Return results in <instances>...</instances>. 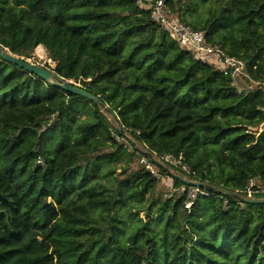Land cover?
I'll return each mask as SVG.
<instances>
[{
    "label": "trees",
    "instance_id": "1",
    "mask_svg": "<svg viewBox=\"0 0 264 264\" xmlns=\"http://www.w3.org/2000/svg\"><path fill=\"white\" fill-rule=\"evenodd\" d=\"M165 2L263 77L264 0ZM39 45L126 135L99 104L0 57V264H264V204L224 194L264 189V84L239 90L136 0H0V47L29 57ZM137 144L182 155L184 176L223 192L189 208L181 192L160 199L144 164L105 183L119 158L148 156ZM121 205L135 217L127 236Z\"/></svg>",
    "mask_w": 264,
    "mask_h": 264
},
{
    "label": "built area",
    "instance_id": "2",
    "mask_svg": "<svg viewBox=\"0 0 264 264\" xmlns=\"http://www.w3.org/2000/svg\"><path fill=\"white\" fill-rule=\"evenodd\" d=\"M136 1L140 8L149 11L151 17L157 21L163 29L168 30L182 47L189 50L194 59L219 69L223 75L231 78L232 85L239 90L242 89L239 82L243 79L250 80L254 85L264 84V69L262 70L263 77L259 80H253L248 72L247 62L243 57L229 55L219 44L208 42L205 33L202 30L195 29L186 22L177 19L172 14L170 7L166 4L165 0ZM41 46L42 45L39 47ZM53 72L55 73L54 69ZM72 82L79 85L75 81ZM145 148L147 149V152H149L148 147L145 146ZM157 159L164 164H170L172 167L177 168L188 175L193 173L192 169L185 163L182 155L175 157L171 154H166ZM141 163L144 164L146 169L157 179L162 177V174L155 167L154 162L150 157L143 155L141 157ZM245 190L248 197H257L256 194L264 192V189L254 186L253 180L249 181ZM178 191L182 194H186L185 207L187 208L195 202L200 194H208L205 188L194 185H181Z\"/></svg>",
    "mask_w": 264,
    "mask_h": 264
},
{
    "label": "rangeland",
    "instance_id": "3",
    "mask_svg": "<svg viewBox=\"0 0 264 264\" xmlns=\"http://www.w3.org/2000/svg\"><path fill=\"white\" fill-rule=\"evenodd\" d=\"M39 46H37L35 48L34 52H32L29 57H26L24 55H21V56H23L26 60L30 61L31 63L38 65V66H41V67L53 72V69L55 67V62L51 58H49V55H48L47 51L45 50V47H43V46L42 47L44 49L45 55H42V57L40 55H38L37 49ZM56 80H57L56 77H52L49 81L55 82ZM70 81H74V80L70 79ZM78 84L80 86H82L80 83H78ZM104 111L107 114V118L109 120V123L112 125V127L115 128L117 125V122L115 121L114 117H112V115L109 112H107L106 110H104ZM79 116L84 118V117H86V113L80 112ZM126 144H128V143L126 142ZM137 148L140 152H141V150L143 151V153L147 152V149L145 148V146H141V145L137 144ZM129 149L131 150L130 147H129ZM141 157L142 156H140L139 158L134 157L133 162H131V163L128 162L127 156H123V157L119 158L117 161L113 162V167L115 168L114 173H110L109 175H107V177L103 178L102 180L105 183H107L108 185H111V187H114L115 183H117L119 181V179L123 178L124 175H126V174H123V170L125 167H129V169L127 170L128 173L130 171H131V173H134L137 169L140 168V164H142L141 163ZM154 157H156V156H154ZM168 172L170 175L178 174L180 176L188 178V176H184L183 173H181V171L179 169L174 168V167H168ZM180 186L181 185H177L174 182V180L171 179V177L169 175L162 174V177L158 179L156 187L153 189V191H150V193H153L158 197H162L160 199H164L165 196H170L171 194L179 192L178 189L180 188ZM149 195L150 194L148 193L147 196H149ZM146 203H147V201H145V204ZM127 209H129V207H126L124 205L120 206V210H121L120 214L122 215L123 219L125 221H127V225L124 224L125 229H126V236L128 235V233L130 231L128 228V225L130 223H132L133 221H135V217L133 215H131L130 213H128ZM132 211L135 212L138 210L133 209ZM139 215H140V217H143L145 220H147L146 213L144 211H140Z\"/></svg>",
    "mask_w": 264,
    "mask_h": 264
},
{
    "label": "water",
    "instance_id": "4",
    "mask_svg": "<svg viewBox=\"0 0 264 264\" xmlns=\"http://www.w3.org/2000/svg\"><path fill=\"white\" fill-rule=\"evenodd\" d=\"M0 57L16 64L17 66H19L22 69H25L31 73H34L40 77H42L45 80H50L52 77H56L57 80L55 82H52L60 87H62L63 89L73 92V93H79L80 95L90 99L91 101L99 104L100 106H102L105 110H107L108 108L103 104V102H101L94 94L87 92L84 88H82L80 85H76L74 84L72 81H70L69 79L63 78L58 76L56 73H53L41 66L35 65L33 63H31L30 61L26 60L23 56L18 55V54H14L12 53L9 49H4L3 47H0ZM110 114L112 115V117H116V114L114 112H110ZM117 125L120 129V132L122 135H126V129L125 127L122 125V123L120 121L117 122ZM263 130V129H261ZM148 154V156L150 157V159L157 165L163 167L165 170H168V167L166 164H164L163 162H161L159 159H157L156 157H154L150 152H146ZM173 176L177 177L178 179H180L182 182L187 183L189 185H194L197 187H201V188H205L217 193H222L223 191L219 190L218 188L214 187L213 185L207 183V182H203V181H192L188 178H185L183 176H180L178 174H173ZM224 194L227 196H231L233 198L238 199L240 202L243 203H255V204H264V197H248V196H241L236 192H232V191H224Z\"/></svg>",
    "mask_w": 264,
    "mask_h": 264
},
{
    "label": "bare ground",
    "instance_id": "5",
    "mask_svg": "<svg viewBox=\"0 0 264 264\" xmlns=\"http://www.w3.org/2000/svg\"><path fill=\"white\" fill-rule=\"evenodd\" d=\"M37 54L40 55L41 57H42V55H45V52H44L42 46H41V47H38V49H37Z\"/></svg>",
    "mask_w": 264,
    "mask_h": 264
}]
</instances>
